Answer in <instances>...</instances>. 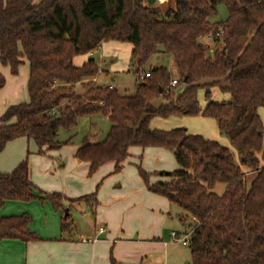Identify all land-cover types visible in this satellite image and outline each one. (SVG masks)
<instances>
[{
    "label": "trees",
    "instance_id": "trees-1",
    "mask_svg": "<svg viewBox=\"0 0 264 264\" xmlns=\"http://www.w3.org/2000/svg\"><path fill=\"white\" fill-rule=\"evenodd\" d=\"M170 1L162 10L147 0H0V63L13 75L25 61L30 66L29 100L10 106L1 117L0 152L19 137L34 140L41 151L58 149L76 136L61 141V131L75 130L81 118L108 117L104 138L84 136L75 151L77 159L89 163V175L108 162L121 172L132 147L171 151L181 168L167 172L170 180L151 181L153 173L164 171L139 166V172L149 190L181 209L178 217L191 230L189 264H264V0H175L174 6ZM222 4L227 19L211 22ZM113 40L133 45L130 63L137 74L159 56L148 69L150 77H137L131 93L96 85L95 58L74 63L76 56ZM5 84L0 70V90ZM216 91L229 98L216 99ZM157 98L163 102L151 107ZM199 113L216 120L239 161L221 142L184 127L150 126L154 117ZM243 167L254 174L251 180ZM219 183L225 184L221 194L215 191ZM100 185L77 198L46 192L30 180L24 160L0 174V209L9 200H49L62 212V231L69 232L73 220L70 212L65 215L66 208L71 210L66 201L97 204ZM31 222L27 212L0 214V241L40 240ZM112 264L120 263L112 258Z\"/></svg>",
    "mask_w": 264,
    "mask_h": 264
},
{
    "label": "crops",
    "instance_id": "crops-1",
    "mask_svg": "<svg viewBox=\"0 0 264 264\" xmlns=\"http://www.w3.org/2000/svg\"><path fill=\"white\" fill-rule=\"evenodd\" d=\"M125 45L127 46L128 60L130 62L133 49V45L130 43L111 41L109 44L104 42L101 48L108 46L110 53H118L121 47ZM90 55V53L78 55L75 57L74 63L80 66L90 58ZM158 59L159 56H157L156 60ZM156 64L153 66L155 67ZM172 65V61H169V69L171 68V71H173V68L175 69V66L173 65L172 67ZM129 66H131V63ZM0 70L6 76V84L0 90L1 124V117L10 106L29 100L28 81L30 66L28 61H25L20 66L19 73L16 75L11 73L9 66H3L1 63ZM103 70L94 79L95 84L98 86L113 85L116 87L113 83L99 84V81L105 75H109L112 72L108 68H104ZM111 80H114V75H111ZM94 116L86 117L92 119ZM105 118L108 119V117ZM93 123L91 121V124ZM102 139L101 136L95 134L94 139L92 138L91 140L101 141ZM60 148L47 149L44 147L41 151L35 141L27 137H19L12 140L0 152V174L10 173L22 161L28 160L30 180L46 192H59L68 198H77L94 192L95 183L89 178L88 174L89 163L77 159L75 157L76 150L73 151L71 156L69 153L58 152L57 150ZM147 148L156 151L160 155V158L163 157L162 155H166V149ZM57 153L59 154V160L62 158L61 155L69 154L65 162H72V167H75L74 173H70L69 169H58L59 160L56 158ZM133 156L135 157L136 155L132 154L130 159ZM138 156L139 154L136 157ZM108 163L114 164V162ZM50 170H52V173L49 172ZM57 170L60 172L55 174L58 172ZM148 171L150 170L148 169ZM170 179L157 178L155 175L151 176L152 182ZM123 181L126 182L127 178ZM111 186L112 184H108L99 193V201L97 204L96 201H93L92 206L86 201H66L71 206L69 212L73 220V229L69 232L62 231V212L61 210H55L49 200L40 201L33 199L28 202L19 200L6 201L0 209V214L2 216H9L25 212L29 213L32 217L30 226L38 234L40 240L29 242L17 239L1 240L0 264H112V258L120 264H147V234L149 238L152 236L150 238L151 241L166 245L173 242L170 236L171 231L176 230L179 233H185V231L177 229L169 231L166 227L171 215L169 212L168 215L161 214V223L157 224L156 221L148 231L147 224L143 227L133 228L130 231L125 230L120 226L123 223H119L118 225L120 212L117 210V198L123 192L121 189H112ZM132 186H134L131 187L134 193L138 192L139 197H143V203L147 205V187L144 181H141L139 176H136ZM166 199V197L155 194L152 203L158 210L168 209L169 203L167 201L169 200ZM162 212L164 213V211ZM179 214L180 212L176 215L179 216ZM101 228H105L103 233H99ZM92 238H97V240L95 242L83 241V239ZM163 261L165 260L161 259L159 264Z\"/></svg>",
    "mask_w": 264,
    "mask_h": 264
},
{
    "label": "rangeland",
    "instance_id": "rangeland-1",
    "mask_svg": "<svg viewBox=\"0 0 264 264\" xmlns=\"http://www.w3.org/2000/svg\"><path fill=\"white\" fill-rule=\"evenodd\" d=\"M168 2L169 0H158L154 5L161 8L162 10H165ZM170 3L174 6L175 0H171ZM228 15L229 12L227 6L222 4L218 7V13L212 16L210 20L213 23L222 22L227 19ZM107 43L110 44L111 41H107ZM108 48V46H103V48L100 47L99 49L90 53V57L95 58L97 64L99 65L100 73L101 71H104V68H108L110 71H112L109 75H105V77H103L99 81V84L113 83L116 88L122 93L133 92L136 88L138 74L135 71L128 70L130 68V62L128 60L129 58L127 46H122L121 50L118 53H110V49ZM113 60H115V62H113ZM157 62L158 60H156L155 58L150 59L144 66V70H148L151 65H154ZM113 64H115V66H113ZM172 70V75L176 76V70L174 68ZM111 75H114V80H111ZM78 89L79 91H82L80 87H78ZM181 90L182 86L174 88V93L180 92ZM215 95L216 99L220 101L229 98L226 94L220 91H216ZM199 101L201 109L203 110L206 105L204 89H202L199 93ZM162 102V98H157L152 101L150 105L151 107H157ZM260 116L264 123V107L260 109ZM90 120L94 123L91 124ZM110 125V121L102 115H95L92 119L83 117L80 119L79 124L75 130L71 132L64 130L61 131L60 140L66 141L71 136V134L74 133H76V136L71 142L63 144L57 151L60 153H69L72 156L73 151L76 150V148L82 143L84 136H88L90 139H94V135L97 134L98 136L104 138V136L110 129ZM150 126L152 128L164 130L184 127L188 129L190 133L201 134L207 139L217 140L221 142L223 145L230 148V150L236 156L237 161H239L236 150L231 145L229 138L225 134L221 133L216 120L211 117L204 116L202 113L196 115H173L168 118L154 117L151 120ZM165 151L166 155H162L163 157L160 158V155L156 151H152L151 149L138 146L132 147L131 153L135 154L136 156L139 154V156H133L132 159L128 160L121 172H114L115 165L113 163H106L95 174L89 175V178H91V180H93L95 183L93 191H96L97 185L99 183L101 184L97 192L98 201L99 193L103 191V189L108 184H112V189H121L123 193L117 198V210L120 212L118 225L119 223H123L120 226H122L127 231H130L133 228H137L139 226L143 227L146 224L148 231L151 225H154L156 221L157 224L161 223V214L168 215V212L169 214H171L169 222L166 225L169 231L177 229L187 232L190 230L188 226L183 225L180 218L176 215L178 212H182L177 205L167 201L169 203V208L158 210V208L152 203L155 195L153 191L147 188L146 205L143 203V197H139V193H134V190L131 189V187H134L132 186V183L134 182L136 176H139V179L143 181V178L141 177L139 172V166H142L147 170L149 169L150 172L164 171V174L155 175L153 173V176L155 175V177L161 179H170L171 176L168 175L167 172L178 170L181 168V166L175 159L174 154L169 150ZM69 154L61 155V160H59V154L56 155V158L59 160L57 166L58 169H69L70 173H74L75 167H72V162H65V159ZM243 168L245 171H248L247 167ZM51 171L52 170H50L49 172L52 173ZM59 172L60 171L56 172L55 174H58ZM247 175L250 180L252 179V177H254V174L250 171L247 172ZM126 178L127 181L124 182L123 180ZM224 189L225 184L223 183H219L215 187V191L219 194H221ZM162 211H164V213ZM105 226H107V224H105ZM150 238H152V236ZM150 238L147 234V264H159L161 259H164L167 264H189L191 260V251L188 245H184L180 242H171L165 245L160 242H153L150 240Z\"/></svg>",
    "mask_w": 264,
    "mask_h": 264
},
{
    "label": "built area",
    "instance_id": "built-area-1",
    "mask_svg": "<svg viewBox=\"0 0 264 264\" xmlns=\"http://www.w3.org/2000/svg\"><path fill=\"white\" fill-rule=\"evenodd\" d=\"M204 40L207 43V45H210V46L212 45V36L211 35L205 36ZM129 70L130 71H135V67L131 65ZM138 77H139V79L144 80V79L150 77V71L149 70L148 71L147 70L146 71H140L138 73ZM177 83H178V80L175 79V78L171 81V85L172 86H176ZM109 87L112 88L113 85H109ZM104 231H105V228H101L99 230V233H103ZM190 234H191V230H189V231H187L185 233H179L178 231L173 230V231H171L170 236H171V239H172L173 242H180V243H182L184 245H188L189 244ZM96 240H97V238L83 239L84 242H86V241L95 242ZM160 264H167V262L163 261Z\"/></svg>",
    "mask_w": 264,
    "mask_h": 264
},
{
    "label": "water",
    "instance_id": "water-1",
    "mask_svg": "<svg viewBox=\"0 0 264 264\" xmlns=\"http://www.w3.org/2000/svg\"><path fill=\"white\" fill-rule=\"evenodd\" d=\"M157 1L158 0H147V3H148L149 6H153ZM178 1H180V0H178ZM68 213H69V209L66 208L65 209V215H67Z\"/></svg>",
    "mask_w": 264,
    "mask_h": 264
}]
</instances>
